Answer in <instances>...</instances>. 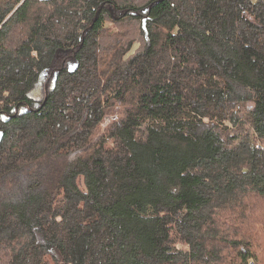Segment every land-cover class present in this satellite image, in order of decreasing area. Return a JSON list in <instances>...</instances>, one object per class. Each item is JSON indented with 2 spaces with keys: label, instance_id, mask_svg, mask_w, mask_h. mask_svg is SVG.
<instances>
[{
  "label": "trees",
  "instance_id": "1",
  "mask_svg": "<svg viewBox=\"0 0 264 264\" xmlns=\"http://www.w3.org/2000/svg\"><path fill=\"white\" fill-rule=\"evenodd\" d=\"M0 264H264V0H0Z\"/></svg>",
  "mask_w": 264,
  "mask_h": 264
},
{
  "label": "rangeland",
  "instance_id": "2",
  "mask_svg": "<svg viewBox=\"0 0 264 264\" xmlns=\"http://www.w3.org/2000/svg\"><path fill=\"white\" fill-rule=\"evenodd\" d=\"M138 48V44H135L129 55H133Z\"/></svg>",
  "mask_w": 264,
  "mask_h": 264
},
{
  "label": "built area",
  "instance_id": "3",
  "mask_svg": "<svg viewBox=\"0 0 264 264\" xmlns=\"http://www.w3.org/2000/svg\"><path fill=\"white\" fill-rule=\"evenodd\" d=\"M258 148V147H257Z\"/></svg>",
  "mask_w": 264,
  "mask_h": 264
},
{
  "label": "water",
  "instance_id": "4",
  "mask_svg": "<svg viewBox=\"0 0 264 264\" xmlns=\"http://www.w3.org/2000/svg\"><path fill=\"white\" fill-rule=\"evenodd\" d=\"M100 10V9H99Z\"/></svg>",
  "mask_w": 264,
  "mask_h": 264
}]
</instances>
